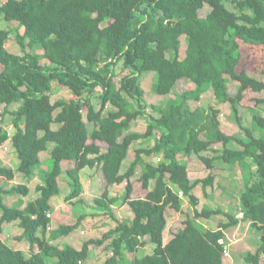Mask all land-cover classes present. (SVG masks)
Listing matches in <instances>:
<instances>
[{"label": "trees", "instance_id": "16d2710c", "mask_svg": "<svg viewBox=\"0 0 264 264\" xmlns=\"http://www.w3.org/2000/svg\"><path fill=\"white\" fill-rule=\"evenodd\" d=\"M225 1L4 0L0 4V17L18 23L15 38L23 51L20 55L6 48L12 34L1 28L0 102L18 108L13 112V133L5 120L0 123V147L11 139L20 162L13 170L0 161V177L11 181L21 173L28 179L40 168L41 179L35 199L12 205L6 198L27 196L29 186L6 188L0 182V264H89L91 251L103 246L111 255L102 264H232L226 234L241 221H250L257 239L245 262L264 264V135H255L256 130H264V117L256 111L264 104V81L252 75H264V0H232L238 13ZM206 5L210 10L201 16ZM120 64L128 72L117 85ZM148 72L155 73L154 92L160 95L170 94L180 79H190L196 86L176 94L163 107L153 106L150 113L141 85ZM230 80L238 83L234 94ZM54 82L70 89L71 96L53 102ZM211 90L219 103H230L240 124V107L250 97L249 90L257 93L254 106L249 107L254 111L253 126L244 128L247 140L221 129L220 109L190 106V101ZM109 105L116 109L106 113ZM140 116L147 122L146 131L126 134ZM85 117L93 123L92 132ZM54 123L58 129L52 127ZM150 137L154 144L134 150L123 172L132 144ZM98 141L108 145L105 151ZM219 143L220 150L214 147ZM43 152L52 160L49 169L41 168ZM161 152L164 160L159 163L145 157ZM207 152L216 154L208 157ZM194 153L209 169L223 166L239 174L242 218L219 207L199 211L194 191L199 184L203 189L212 185L216 176L210 172L205 178H190V163L179 156ZM64 161L74 165L67 170L71 187L67 202L84 201L82 170L96 166L106 187L95 199V207L115 218L111 207L122 199L133 213L132 221L116 217L114 227L88 238L81 248L55 244L87 217L81 214L74 223L51 226V198L60 193ZM138 167L142 187L149 189L153 180L155 186L145 197L135 198L132 178ZM122 183L124 193L110 196L109 186ZM183 197L193 207V216L178 231L172 229L165 242L169 210L181 211ZM219 214L228 220L216 228L200 221ZM15 221L22 229L17 239L28 242L30 254L1 237L4 224ZM149 244L154 246L152 253L127 258Z\"/></svg>", "mask_w": 264, "mask_h": 264}, {"label": "rangeland", "instance_id": "374dc122", "mask_svg": "<svg viewBox=\"0 0 264 264\" xmlns=\"http://www.w3.org/2000/svg\"><path fill=\"white\" fill-rule=\"evenodd\" d=\"M4 2V0H0V4ZM226 6L234 11L239 12L235 3L232 0L225 1ZM210 10V6L206 5L203 10L200 11L201 16H206L208 11ZM10 29L11 36L6 41V48L15 54L23 55V51L18 44L15 34L18 31V23L16 21H6L2 17H0V29ZM23 31V29H20ZM186 50V41L185 36L181 37V49H180V56L183 58L185 56ZM36 53H43L41 49H34ZM45 60H43L44 62ZM118 78H117V85H119V78H121L124 74L128 71L123 68L122 64L117 67ZM255 78L264 81V75L260 74H252ZM154 82H155V73L148 72L144 74L141 78V85L144 89V99L148 104V112L154 113L153 106L163 107L167 103V101L174 97L178 93H182L186 90H192L195 88V83L192 82L190 79H180L174 88L172 89L171 93L168 95H160L154 92ZM230 90L234 94L237 89L236 82L230 80L228 83ZM71 90L68 88H59L57 83H53V89L51 92L53 102L57 101L58 99H67L71 96ZM250 97L243 102V106L240 107V115L242 118L241 124L237 121L236 115L232 112V108L230 103H219L215 97L213 91H209L201 96V99L198 101H190V106L192 108H196L198 106H202L204 108H208L210 106L220 109L219 120L221 122V129L232 135H236L244 140H247V134L244 130L245 127L252 128L253 126V114L254 111L249 108L250 106H254L255 100L257 98V93H252L249 90ZM256 96V97H255ZM264 97V92L261 93V97ZM95 101V96L93 97ZM98 108L99 105H96ZM18 104L10 105L8 107L5 104L0 102V123L5 120L9 126V132H14V126L12 123V119L14 118L13 112L17 110ZM256 110L264 117V104L257 107ZM116 107L109 105L105 112H109L111 110H115ZM156 114V113H155ZM85 115V113H84ZM157 115V114H156ZM85 121L88 124L90 132L93 130V123L89 122L85 117ZM54 129L59 128L58 123H54L52 125ZM147 129V122L146 120L140 116L137 119L133 120L130 127L125 130V133L129 132H145ZM264 135V130H256L255 135ZM101 145L102 150L105 151L107 149V144L103 141H98ZM154 144V137H150L148 139H143L141 141H136L132 144L131 149L129 151V157L124 161L122 165V171L125 172L132 160L134 150L140 147H151ZM238 146V145H236ZM215 148L220 150L222 148V144L214 145ZM239 147V146H238ZM206 156L211 157L215 155L213 152L205 153ZM146 159L152 163H159L160 161L164 160L163 153H157L151 157L145 156ZM181 159H186L189 161V171H190V178L195 180L197 178H205L211 172V174H215L216 178L212 185H208L203 189V186L199 184L194 191V193L199 198V204L197 208L199 211L206 208L216 209L222 208L224 212H230L232 214H236L239 211L240 206V197L239 192L243 189V182L238 173H234L232 169H227L223 166H217L218 168L213 167L209 169L207 165L201 160V158L196 154H192L190 156L187 155H180ZM49 158V160H48ZM42 164L41 168L49 169L52 165V160L49 157V153H42L41 155ZM0 161L3 165L16 170L19 165V158L18 154L13 147L12 140L9 139L3 143L0 147ZM74 165L72 162L68 161L67 163L63 164V173L59 178L60 181V193L51 198V203L53 209L55 211L52 212L51 217L53 219L52 228H56L61 223L69 224L74 223L78 220V217L81 214H87V217L82 220L81 225L73 231L70 235L62 237L59 241H55V244H58L60 247L65 245L66 243L76 246L77 248H81L83 242L90 237H98L106 230L114 227L116 225L115 218L117 217L120 220L130 222L133 219V213L129 208L127 203H124L123 200H119L117 203L112 205V210L115 214V218H113L109 211L97 209L95 199L100 197L105 190L106 181L103 177V174L98 167H86L82 170V180L84 185L83 191V202L74 201L66 202V196L68 195L71 187H70V179L67 174V170L72 168ZM229 168V167H228ZM39 169H36L35 176L31 178H25L23 174L17 173L16 177L8 181L7 179L0 177V182L6 187L11 188L16 186L17 184H27L30 188V193L27 196L15 194L8 196L6 198V202L9 205L16 203L18 200H23L24 203L35 199L39 193L36 189V186L41 182ZM141 168L138 167L136 174L133 176L132 180L134 183V192L133 197H145L146 194L150 189L155 186V180L151 182V186L149 189H144L142 184L139 180L141 175ZM110 196H121L125 190V183L122 184H112L109 186ZM180 195L182 193L180 192ZM62 203L64 206H62ZM96 206V207H95ZM193 207L190 205L189 200L183 197V208L181 211H175L170 209L168 214V226L165 230L164 240L167 242L172 236V229L178 231L179 227L183 225L184 220L187 217L193 216ZM227 217L224 214L214 215L211 219L207 218H200V221L208 226L209 228H216L219 222L227 221ZM4 231L1 234L3 240L10 246L18 249H23L27 254L29 252V244L27 241L22 240L19 241L17 237L21 233L22 229L19 227L18 222H11L5 223ZM232 229L229 232V238L233 239L236 236H243L245 235V227L241 228V232L238 231L237 233L233 232ZM250 231V230H249ZM252 231V230H251ZM250 231V232H251ZM249 232V233H250ZM256 236L255 232H251ZM250 234L253 237L252 240L246 242V244H242V246H238L237 250H233L235 245L231 244V239L226 238V245L228 248V253L232 259V264H247L244 260V256L247 252L255 250L257 247V241L254 235ZM154 246L152 244L147 245L144 248H140L135 254H127V258L131 259L134 256L142 257L148 253H152ZM110 250L105 248V246L100 248H95L91 251V264H102L103 260L108 257L110 254Z\"/></svg>", "mask_w": 264, "mask_h": 264}, {"label": "crops", "instance_id": "0c3cea01", "mask_svg": "<svg viewBox=\"0 0 264 264\" xmlns=\"http://www.w3.org/2000/svg\"><path fill=\"white\" fill-rule=\"evenodd\" d=\"M68 161H64L63 162V164L64 163H67ZM71 162V161H70ZM63 164H62V167H63ZM62 175V174H61ZM81 177H83V175L81 174ZM70 179V178H69ZM83 181V180H82ZM70 184V183H69ZM70 192V191H69ZM69 194V193H68ZM82 197H83V195H82ZM67 202V201H66ZM64 204H66V203H64ZM64 204L62 203V206H64ZM51 205H52V203H51ZM53 207V206H52ZM54 210V209H53ZM54 213H55V211H54ZM237 216L239 217V218H242L243 217V213L241 212V211H238V213H237ZM245 227V235H243V236H236L235 238H233V239H231V238H229L230 236V234L229 233H227L226 234V236H227V238H229V239H231L232 241H231V244H233V245H235L236 247H234V249L233 250H237V248H238V246H242V244H246V242L247 241H249V240H252L253 239V237L252 236H250V234H252L251 232L253 231L252 230V228H251V226H250V221H241L240 223H239V225L233 230V232L234 233H237L238 231H240L241 232V228L242 227ZM251 232H250V231ZM250 232V233H249ZM252 235H254V234H252ZM255 236V235H254ZM255 238H256V236H255ZM57 241H59V240H57ZM256 241H257V239H256ZM76 247V246H75ZM252 251V250H251ZM111 252V251H110ZM111 254V253H110ZM92 263V260H91V257L89 258V264H91Z\"/></svg>", "mask_w": 264, "mask_h": 264}]
</instances>
